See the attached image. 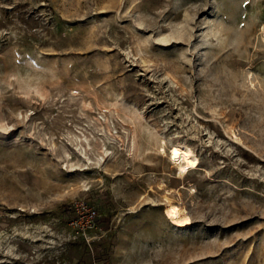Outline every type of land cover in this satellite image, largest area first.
I'll list each match as a JSON object with an SVG mask.
<instances>
[{"label": "rangeland", "instance_id": "rangeland-1", "mask_svg": "<svg viewBox=\"0 0 264 264\" xmlns=\"http://www.w3.org/2000/svg\"><path fill=\"white\" fill-rule=\"evenodd\" d=\"M0 264H264V0H0Z\"/></svg>", "mask_w": 264, "mask_h": 264}, {"label": "bare ground", "instance_id": "bare-ground-1", "mask_svg": "<svg viewBox=\"0 0 264 264\" xmlns=\"http://www.w3.org/2000/svg\"><path fill=\"white\" fill-rule=\"evenodd\" d=\"M169 160L178 168L179 176L185 175L188 169L197 164V157L192 150L184 145L175 143L170 147ZM165 213L176 224H183L188 221L187 215L174 204L165 207Z\"/></svg>", "mask_w": 264, "mask_h": 264}]
</instances>
